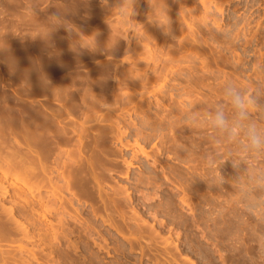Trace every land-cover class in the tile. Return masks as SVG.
Wrapping results in <instances>:
<instances>
[{"label": "rangeland", "instance_id": "rangeland-1", "mask_svg": "<svg viewBox=\"0 0 264 264\" xmlns=\"http://www.w3.org/2000/svg\"><path fill=\"white\" fill-rule=\"evenodd\" d=\"M120 3L0 0L1 124L19 101L68 129L39 160L0 131V264H264V159L233 153L234 167L230 144L186 120L223 103L226 80L264 108V0H164L167 31L150 22L162 0H135L130 20ZM55 15L72 30L37 37ZM61 64L67 101L33 87Z\"/></svg>", "mask_w": 264, "mask_h": 264}, {"label": "clouds", "instance_id": "clouds-1", "mask_svg": "<svg viewBox=\"0 0 264 264\" xmlns=\"http://www.w3.org/2000/svg\"><path fill=\"white\" fill-rule=\"evenodd\" d=\"M134 3L135 0H121L118 6L123 10L121 15L126 14L129 20L133 15ZM162 3L164 7L160 9L161 15L155 17V13H153L154 18L149 21L155 22L167 31L166 29H168L170 21L164 0H162ZM68 25L70 24L64 21L61 15L52 16L47 25L48 30L46 34L42 37H37L47 41L57 27L65 26L69 30H72ZM86 38L91 40V44L84 45L82 48L95 50V35ZM222 95L224 97L223 103L217 104L203 115L189 113L186 117L187 122L191 125H204L211 131L213 140H223L230 144L232 150L229 152V158L224 161L231 160L234 167L238 166L242 161L245 163L248 158L256 160L264 159V122L254 118V114L264 110V108H262L257 95L242 90L232 80H226L224 82ZM233 153H243L245 159L240 160L239 164H234ZM212 163H215V160ZM220 165L217 164L215 168V172L218 175H212L207 180H203L210 187H219L224 182L223 177L218 171Z\"/></svg>", "mask_w": 264, "mask_h": 264}, {"label": "bare ground", "instance_id": "bare-ground-1", "mask_svg": "<svg viewBox=\"0 0 264 264\" xmlns=\"http://www.w3.org/2000/svg\"><path fill=\"white\" fill-rule=\"evenodd\" d=\"M99 40V39H98ZM72 44V43H71ZM51 45V44H50ZM62 47V46H61ZM37 50V49H36ZM59 50V49H58ZM57 50V51H58ZM46 52V51H45ZM63 58V57H62ZM71 58H73V57H71ZM75 58V57H74ZM32 59V58H31ZM41 59V58H40ZM68 59V58H67ZM57 60V59H56ZM66 61V60H65ZM33 62V61H32ZM61 63H63L62 62V60H61ZM79 63V62H78ZM48 64V63H47ZM53 64H55V63H53ZM65 66H66V68H68V63H63ZM63 64H61V67L60 66H56L57 68H54V67H52L51 65V67L48 65V67H46V68H44L42 71L38 68V70H40L39 72L36 70L35 72H37L36 73V77H35V80H36V82L37 83H35V84H37L38 85V87H35V86H33L35 89H38V91L37 92H40V93H44V92H46V93H48L50 96H51V98H52V96L53 95H58V96H60L61 97V100L63 101V100H66L67 101V98H66V90H67V84H65L66 86H64V88L66 87V90H64V88H62V90H60V92L58 91V89H56V85H54L56 82L54 81H52L51 82V79H55L57 76H55L56 75V73L58 72V70H60L61 68V70H65V69H63L65 66L63 65ZM70 64H71V62H70ZM57 65V64H56ZM74 65V64H73ZM70 66V65H69ZM35 67V66H34ZM39 67V66H38ZM37 68V67H36ZM35 68V69H36ZM70 68H72V67H70ZM82 68V67H81ZM75 69V68H74ZM53 70V71H52ZM57 70V71H56ZM72 71V70H71ZM34 72V73H35ZM74 72V71H73ZM88 73V72H87ZM90 73V72H89ZM103 73V72H102ZM86 74V73H85ZM101 74V73H100ZM32 75V74H31ZM66 76H68V75H66ZM97 76H99V75H97ZM55 77V78H54ZM73 77V76H72ZM75 78L76 77H74V78H66V77H64V80L63 81H65L66 79L69 81V82H67L68 84H71V81H73L72 79H74L75 80ZM80 79H81V77H79ZM88 78V77H87ZM91 79L93 78V77H90ZM90 78H88L89 80H91ZM58 78H56V80H57ZM70 79H71V81H70ZM83 79V78H82ZM87 79V80H88ZM59 80V79H58ZM88 80V81H89ZM32 81H33V79H32ZM62 81V82H63ZM35 82V81H34ZM59 82V81H58ZM66 82V81H65ZM64 82V83H65ZM91 82H92V80H91ZM90 82V83H91ZM26 83H28L27 81H26ZM53 85H52V84ZM64 83H63V85H64ZM89 83V84H90ZM93 83V82H92ZM57 84V83H56ZM27 85V84H26ZM31 84H28L27 85V87L28 86H30ZM32 85H34V84H32ZM62 85V84H61ZM60 85V86H61ZM72 85V84H71ZM91 85V84H90ZM76 86H77V84H76ZM62 87V86H61ZM70 88V87H69ZM72 88V87H71ZM33 90V88H30L29 90ZM77 89L78 88H76V91H77ZM89 90V89H88ZM93 90V89H92ZM68 91V90H67ZM90 91V90H89ZM36 92V90L34 91V93ZM78 92V91H77ZM86 92H87V90L85 89V94L83 95V96H81L82 98H84V96L86 97V99H90L89 97H87V95H89V94H86ZM88 93V92H87ZM47 94V95H48ZM77 94H79V93H77ZM91 94V93H90ZM4 95V94H3ZM32 95H34L33 93H32ZM11 96H13V95H11ZM71 96V95H70ZM76 96V95H75ZM78 96H80V95H78ZM10 97V96H9ZM36 97V96H35ZM38 97H39V95H38ZM11 98V97H10ZM13 98H15V97H12L11 99H9L8 98V100H12ZM31 98V97H30ZM53 98H56V96L54 97L53 96ZM69 98V97H68ZM82 98H81V100H82ZM58 99H59V97H58ZM58 99H57V102H58ZM70 99V98H69ZM86 99H84V100H86ZM13 100H15V99H13ZM12 100V101H13ZM4 102H6L7 103V101H4ZM11 102V101H10ZM9 102V103H10ZM15 102V101H14ZM14 102H11L10 104H6V103H4V106L5 105H7V110H8V112H11L12 113V115H13V123H10V122H7L6 120V116H4V118H5V120L4 121H6L5 123H3V124H1V122H0V125H1V127H0V131H2V132H5L6 130H8L9 128H13V133H16V134H18V135H21L23 138H27V139H24L27 143H28V146L30 147V146H32L33 147V151H34V154H36V159L37 160H39L38 158H37V156H39V157H42V154H45V151H50V152H48V153H51L52 154V152L53 151H51V150H55V149H57L58 150V147H59V141H60V139H63L65 136H66V134L68 133L67 132V128H65V126L63 125V120L62 119H60L59 118V116H60V113H59V111H57L58 113H59V116H57L60 120H58V118L56 117H54V115L55 114H50V115H47L46 113H44V108H40V109H38V108H32V107H30V109H29V111H27V113H23L21 110H19L18 108H16L15 106H17L16 104H18L19 103V101H18V103H16L15 105L13 104ZM71 102V101H70ZM86 102V101H85ZM43 105H44V103H43ZM87 105V104H86ZM1 106H2V104H1ZM4 108V107H3ZM6 108V107H5ZM5 108H4V110H5ZM20 108V107H19ZM43 109V110H42ZM46 109H48V107H46ZM84 109V108H83ZM87 109V108H86ZM49 110V109H48ZM64 110H66V109H64ZM1 111V110H0ZM5 112H6V110H5ZM5 112H3L4 114H5ZM8 112H6V113H8ZM29 112V113H28ZM51 112V111H50ZM49 112V113H50ZM56 111H55V113H57ZM64 112V111H63ZM66 112H67V110H66ZM66 112H64V113H66ZM69 112V111H68ZM2 113V112H1ZM63 114V113H62ZM67 114V113H66ZM73 114V113H72ZM6 115V114H5ZM11 116V115H10ZM9 116V117H10ZM88 117V116H87ZM3 118V119H4ZM85 121V120H84ZM62 123V124H61ZM68 123V122H67ZM10 130V129H9ZM8 130V132H10ZM74 130H75V128H74ZM73 130V132L75 133V131ZM81 131H82V129H81ZM7 132V133H8ZM11 133V132H10ZM71 133V132H70ZM3 134V133H2ZM5 134V133H4ZM12 134V133H11ZM8 135V134H7ZM77 137H78V139H79V141H80V137H79V134L77 135ZM28 138H30L29 140H28ZM68 139V138H67ZM69 140V139H68ZM64 141H66V140H64ZM11 143V142H10ZM62 143H63V141H62ZM19 145V144H18ZM61 145V144H60ZM70 145V144H69ZM67 146H68V144H67ZM18 147V146H17ZM31 148V147H30ZM61 148V147H60ZM2 151V150H1ZM60 152V151H59ZM19 153V152H18ZM47 154V153H46ZM57 154V153H56ZM61 156V155H60ZM44 158H42V160H43ZM41 160V159H40ZM40 164V163H39ZM57 164V163H56ZM37 165H38V163H37ZM41 166H42V164H41ZM44 168V167H43ZM35 172V171H34ZM37 172V171H36ZM46 173H47V171H45ZM49 172V171H48ZM64 172V171H63ZM38 173V172H37ZM79 173V172H78ZM50 174V173H49ZM61 174V173H60ZM75 174H76V172H75ZM63 175V174H62ZM64 175H65V173H64ZM63 175V176H64ZM77 175H79V174H77ZM34 176V175H33ZM80 176V175H79ZM39 177V176H38ZM48 178V177H47ZM72 179V178H71ZM39 180H41V178L39 177ZM68 182V181H67ZM72 186V185H71ZM2 194V193H1ZM17 194V193H16Z\"/></svg>", "mask_w": 264, "mask_h": 264}]
</instances>
